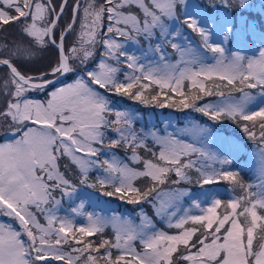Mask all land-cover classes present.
<instances>
[{
	"label": "snow or ice",
	"instance_id": "1",
	"mask_svg": "<svg viewBox=\"0 0 264 264\" xmlns=\"http://www.w3.org/2000/svg\"><path fill=\"white\" fill-rule=\"evenodd\" d=\"M126 101L207 122L137 131ZM227 122L243 137L217 142ZM0 141V264H264V0H0ZM220 182L238 194L183 186ZM88 189L177 232L89 212Z\"/></svg>",
	"mask_w": 264,
	"mask_h": 264
},
{
	"label": "rangeland",
	"instance_id": "2",
	"mask_svg": "<svg viewBox=\"0 0 264 264\" xmlns=\"http://www.w3.org/2000/svg\"><path fill=\"white\" fill-rule=\"evenodd\" d=\"M71 3V0H70ZM70 11V10H69ZM70 15V14H69ZM68 14L65 15L64 19L67 20ZM186 35L189 36V38L191 39L193 45H197L198 44V40L196 38H194V36H192L190 33H186ZM76 36V33H73L72 36L68 37V42L71 43V41L74 39V37ZM135 45H133L129 50L130 51H135ZM169 51H171V49H169ZM48 55V54H47ZM174 58V57H173ZM46 62V61H44ZM42 63V62H41ZM71 82V81H69ZM126 104L132 109L134 110L136 113H138L140 119L137 120V122L135 123L134 127L137 131L143 129L145 131H149V130H155V129H159L161 131V134L164 133V130L166 129L168 132H173L176 129L179 128H183L185 126H188L190 124V122H198L199 121L193 119V118H189L185 115H176V112H169L166 111L167 108L164 107L161 109L157 108L156 110H152V109H146L145 111H137L128 101H126ZM159 121V124L157 123ZM203 124V123H200ZM227 135H223L221 133L216 132V137H217V142H219L223 137H225ZM230 139L233 140H238L236 137H231L228 136ZM2 142V141H0ZM117 152L118 155L120 156H124L123 154L125 153H121L118 150H115ZM244 151V146L242 148V151L240 153H242ZM240 153H237V157ZM242 162L244 163V165L248 168H250L252 170V174L254 175L255 178V167H256V156H255V145H251L247 151H245V159L242 160ZM98 175H101V173L95 171ZM255 183H258V181L255 179ZM162 187H166V186H162ZM217 189L223 191L226 194V200H229L231 198H233L235 196V193L233 191H231V189H225L221 186H216ZM190 189V188H189ZM191 190V189H190ZM88 192H93V195L91 197L90 200V206L89 203L86 202V210L91 212V211H95L101 215H104L105 217L111 216L113 211L112 209L114 207L117 206L119 200L117 199H112L109 197H104L99 195L98 198V194L95 193L92 189H88ZM192 191V190H191ZM193 196L198 198L199 200L203 201H211L212 198H217L216 193H213L210 189H206V188H201L199 191L196 192H192ZM69 203L67 201V199H65V203L63 205V211H61L60 215H65L68 213L69 210ZM76 204L79 203V200L75 201ZM207 206V205H205ZM119 207H121V205H119ZM143 207L144 210L150 215L153 216V210L151 208V206L149 204H143V205H136V208H140ZM184 208H188L189 207V203L185 202L183 204ZM136 209V210H138ZM196 211V210H194ZM117 214H123L125 216H135V214H133V212L131 210H129L127 213H117ZM155 222H156V227L159 230H163L165 232H168L169 234H174L177 232V229L175 228H168L167 224L165 222L160 221L159 219L155 218L153 216ZM76 220L78 223H85L86 221L84 220V217H76ZM0 222H10L9 218L7 217H0ZM43 218H41V223H43ZM138 218H137V223H138ZM111 227V226H110ZM136 247L138 250H140V245L139 242L136 243Z\"/></svg>",
	"mask_w": 264,
	"mask_h": 264
},
{
	"label": "trees",
	"instance_id": "3",
	"mask_svg": "<svg viewBox=\"0 0 264 264\" xmlns=\"http://www.w3.org/2000/svg\"><path fill=\"white\" fill-rule=\"evenodd\" d=\"M55 2L59 3L60 0H55ZM69 14H70V11H69L68 15ZM67 19H68V17H67ZM65 21H66L65 19L62 20L61 21V25H63V23ZM13 34H15L14 31H13ZM190 34L192 36H194V38H196L198 40V42H199V37L198 36H196L194 33H190ZM45 55H47V54H45ZM46 62L42 61V64L46 63ZM68 81H70V80H68ZM68 81H66V82H68ZM40 98H43V97H40ZM161 99H163V97H161ZM176 99L178 100L179 97H176ZM206 99H211V98H206ZM128 102L137 111H145L148 108L149 109H157V108H159V107H156L154 104L153 105H143V104H140L138 102H133V101H128ZM203 102L204 101H199L198 103H203ZM166 108H167L166 111L176 112L175 114L178 115V116L185 115V116H187L189 118H193V119H195V120H197V121H199L200 123H203V124L207 122V118L206 117H203L201 114L196 113V112L192 111L191 109H184V110L180 111V110H177L176 108H172V107H166ZM159 109L162 110V108H159ZM208 123H209V125H211V122H208ZM257 131H259V130L257 129ZM215 132L221 133L223 135L231 136V137H236L237 139H239L240 137H243V133H241L239 131V129L235 128V126L232 125L231 122H227L223 128L215 129ZM251 145H254L253 142L250 141V140H247L245 138L244 142H243L244 151L242 153H240L238 155V157H237V160L234 161L233 170H235L237 167L242 169L241 175H242L243 179L245 180V182H251V183L255 184V178H254V175L252 174V170L250 168L246 167L244 165V163L242 162V160L245 159V151H247L248 148ZM118 151L121 152V153L123 152L121 149H118ZM90 175H91V179L93 181H95L96 176H98V174L95 171H93ZM136 183H137V186H139L141 182H136ZM183 186L190 188L192 190V192H196V191H199L201 189L200 186L195 185V184L183 185ZM216 186H221V187H223L225 189H228V188L231 189L230 185L227 182H220L218 184H213V185H205V186H203V188L210 189L213 193H216V195H217L216 197L217 198H220V199H222L224 201H227L226 200V194L223 191L217 189ZM234 193H235V195H237L238 194V190H237V192H234ZM112 199H114V197ZM119 205H121V207H119ZM136 209H138V208H136V205H130V204H127V203L119 200L117 206L114 207L112 209V211L115 210L116 212H119V213H127L129 210H131L133 212V214H135L136 211H137ZM103 237L107 238V239H112L113 238V230H112V228L110 226L105 229V231L103 233ZM92 239L97 240V242H98V237H93ZM113 253H114V255L116 254V250L115 249L113 250Z\"/></svg>",
	"mask_w": 264,
	"mask_h": 264
}]
</instances>
